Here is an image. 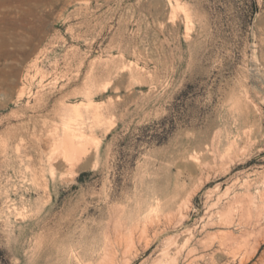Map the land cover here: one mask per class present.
Returning a JSON list of instances; mask_svg holds the SVG:
<instances>
[{
    "label": "rangeland",
    "instance_id": "obj_1",
    "mask_svg": "<svg viewBox=\"0 0 264 264\" xmlns=\"http://www.w3.org/2000/svg\"><path fill=\"white\" fill-rule=\"evenodd\" d=\"M0 264H264V0H0Z\"/></svg>",
    "mask_w": 264,
    "mask_h": 264
},
{
    "label": "bare ground",
    "instance_id": "obj_2",
    "mask_svg": "<svg viewBox=\"0 0 264 264\" xmlns=\"http://www.w3.org/2000/svg\"><path fill=\"white\" fill-rule=\"evenodd\" d=\"M31 41V40H30ZM7 42V41H6ZM4 45V44H3ZM64 145H65V149L67 150V149H72V154H77V153H79V152H81L83 149V147H81V145H76L75 143H74V141L71 139V138H69V137H67L66 139H65V141H64ZM67 147V148H66ZM71 151V150H70ZM66 152H68V151H66ZM70 154V153H69ZM74 157H76L75 155H73ZM73 158V157H72ZM261 260H263V259H261ZM263 262V261H262Z\"/></svg>",
    "mask_w": 264,
    "mask_h": 264
}]
</instances>
